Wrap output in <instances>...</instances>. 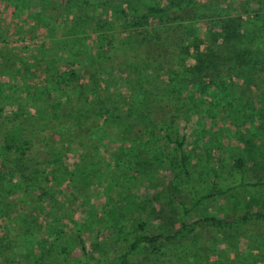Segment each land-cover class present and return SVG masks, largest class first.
I'll use <instances>...</instances> for the list:
<instances>
[{
    "label": "rangeland",
    "instance_id": "rangeland-1",
    "mask_svg": "<svg viewBox=\"0 0 264 264\" xmlns=\"http://www.w3.org/2000/svg\"><path fill=\"white\" fill-rule=\"evenodd\" d=\"M106 1L93 0L88 7L66 0H0V106H4L0 160L7 166L5 194L12 197L4 203L14 216H7L3 223L0 211V264L106 262L132 240L134 218L146 220L153 234L172 231L180 215L174 191L191 203L194 192H209L214 185L227 188L242 179L264 178V156L249 163L243 175L234 166L236 146L244 140L254 138L256 153L264 155V132L245 133L237 123L227 122L230 108L250 96L253 75H245L236 89L229 79L235 78L240 63L255 60L248 56L227 61L232 56L228 47L212 64L216 77L204 82L196 78L193 85L179 87L176 96L186 103L173 100L159 105L153 121L141 123L130 139L121 140L126 150L141 155L136 161L142 160L139 164L127 161L128 177L116 166L117 139L122 137L115 131L97 140L90 150L88 143L78 140L63 147L52 120L69 105V99L77 100L73 71L86 60L87 47L95 44L98 35L106 39L114 35L113 30L123 31L121 22L104 5ZM192 5L190 15L197 25L214 31L247 19L259 29L256 49L264 48V4L260 0H193ZM79 16L82 20L77 23ZM172 30L176 42L168 47L165 58L149 60L157 73L144 81L155 93L162 85L159 80L155 85L152 76H160L163 69L168 74V63L175 60L179 64L187 50L183 23L173 25ZM104 71L109 73L105 85L118 94L115 103L125 102L132 86L125 87L118 70ZM200 83L208 84L205 90L196 87ZM45 89L54 90L57 99L52 103ZM60 101L66 103L59 107ZM100 124L103 130L106 122ZM16 128L23 143L8 151L5 139ZM166 128L189 132L191 180L182 170L179 149L163 135ZM57 170L62 174L54 180ZM255 206L264 207V185L237 186L223 196L203 199L192 217L234 216ZM137 258L140 264H191L194 260L197 264H240L242 259L244 264H264V223L241 230L203 228L181 242L150 245Z\"/></svg>",
    "mask_w": 264,
    "mask_h": 264
},
{
    "label": "trees",
    "instance_id": "trees-1",
    "mask_svg": "<svg viewBox=\"0 0 264 264\" xmlns=\"http://www.w3.org/2000/svg\"><path fill=\"white\" fill-rule=\"evenodd\" d=\"M66 1L75 4L83 3L88 7L94 4L93 0ZM260 1L264 4V0ZM242 3L245 2L242 1ZM192 4L193 0H107L105 2L107 9H110L121 22L123 31L118 33V30H113L114 35L106 39L98 35L95 44H89L87 47L86 60L77 65L76 70L73 71L76 76L73 85L76 89L77 100L69 99L67 101V103L70 102L69 105L63 107L52 120L53 131L60 132L63 147L69 146L73 140H78L88 143L89 146L86 147L90 150L93 149L92 144H96L97 140L107 137L110 131H115V135L122 137L117 139L119 144L116 147V166H120L124 175L128 177L124 166L130 159L135 164L141 163L142 160L136 161V157L141 155L135 154V151L132 153L126 150L121 140L130 139L134 129L141 123L153 121L154 111L159 105L166 102L171 104L173 100L176 104L184 102L185 99L176 96L175 92L179 87L193 85V80L196 78L204 82L209 77H216L217 74L211 71L212 64L219 60L221 51L225 47L230 49L227 52L232 55L226 58L227 61H230L232 57H255L252 64L240 63L239 70L234 73L235 78L229 79L232 88L236 89L242 86V78L245 75H253L250 79L252 84L248 87L250 96L242 98L236 106L230 108L227 112V122L237 123L240 130L245 133H252L254 130L264 132V48L256 49L255 45L259 29L253 27L247 19H240L233 26L226 23L221 25V30L217 31L209 27H200L201 23L197 25L196 20L190 15L192 9L194 10ZM87 17L90 16L87 15ZM81 20L82 16H79L77 23ZM178 23H183L182 39L187 43V50L184 56H180L179 64L175 63V60L168 63L170 69L168 74L163 69L160 76H152L155 85H159L157 80L162 85L159 93H155L147 88L148 82L144 81L149 75L157 73L155 67L149 66V60L165 58L168 47L172 48L176 42L172 27ZM259 64L263 66L259 67ZM107 68L109 71L113 69L119 71L118 76L126 84L125 87L132 86L128 94L124 96L126 100L123 103H115L118 94L109 90L110 85H105L104 79L106 75H109L104 71ZM108 78L111 79V77ZM207 85L200 83L196 87L202 91ZM111 87L114 88L112 85ZM44 93L49 103L57 99L53 89H45ZM244 99L246 102L243 101ZM64 103L66 102L60 101L57 106L60 107ZM176 104L173 105L176 106ZM3 110L4 106H0V112ZM101 120L106 122L103 130ZM184 129L166 128L162 131L167 142L173 143L179 149L182 170L186 178L191 180L192 172L187 156L189 132L186 128ZM13 130L11 136L5 139V149L8 151L19 149L23 143L19 128ZM137 132L140 131L137 130ZM252 139L244 140L236 146L234 166L242 175L249 163L257 162L260 156H264L259 152L256 153L258 143L254 138ZM5 165L0 160V211L3 223L6 222L7 216L10 215V219L14 217L11 216V209L6 208L4 203L5 200H12L11 196L5 194L7 179V166ZM60 174L62 172L57 170L53 174L54 180L59 178ZM262 185H264V178L256 181L242 179L239 184L227 188L214 185L209 192L202 194L194 192L191 203L183 201L174 191L172 195L179 202L180 215L172 231L153 234L148 231L146 220L134 218L136 231L130 243L114 258L98 264H140L137 256L150 245L181 242L203 228L241 230L250 225L264 223V207L257 206L252 209L246 208L234 216L210 214L198 218L192 217L194 208L203 199L223 196L237 186L260 187ZM132 202L137 205L134 200ZM247 202L250 203L251 200ZM7 204L12 203L7 202ZM127 205L130 207V204ZM82 242L84 243L83 239ZM243 261L244 259L240 260V264H244ZM190 263L197 264V260Z\"/></svg>",
    "mask_w": 264,
    "mask_h": 264
}]
</instances>
